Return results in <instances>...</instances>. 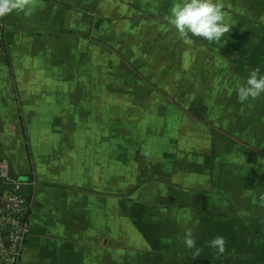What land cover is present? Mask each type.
<instances>
[{
    "label": "crops",
    "instance_id": "crops-1",
    "mask_svg": "<svg viewBox=\"0 0 264 264\" xmlns=\"http://www.w3.org/2000/svg\"><path fill=\"white\" fill-rule=\"evenodd\" d=\"M174 1L181 2L34 0L28 10L13 11L2 18L7 45L0 50V158L7 159L11 174L23 181L31 205L29 233L20 264H186L188 259L192 264V249L187 248L189 253L186 255L176 252L173 250L176 244L170 236L160 231L158 235L144 232V228H159L157 223H164L161 214L168 212L169 207L164 197H160L163 195L160 191L156 196L158 193H150L147 187L132 190L133 186H127L121 189L120 195L108 193L104 165L108 158L116 162H119L118 156L122 158L121 150H115L122 149L121 139L117 136L112 140L104 138L105 142L98 141L100 138L92 142L86 139L92 132L96 134L95 128H90L98 126V121H88L89 113L104 108L108 111L109 108L106 89L100 92L102 98L98 95L107 102L104 108H96L87 98L90 89L97 93L94 85L106 70L100 65L106 63L109 70L114 65L113 68L119 71L123 68L141 72H145L144 68L148 71L160 69L151 64L149 53L145 54L147 61L140 62L134 55L140 43L153 47V36L160 34L156 37L163 38L161 43L169 36V32L161 28L163 14L151 10V3H163L158 9L171 15L170 5ZM156 27L158 33H155ZM84 36L89 37V41ZM140 38L143 41H139ZM91 39L100 40L106 47V57L100 49H95L100 53L91 54ZM117 75L115 71L111 78L115 79L113 85L117 93H114L119 94ZM138 78L143 81L144 77L132 72L131 79ZM80 99H84L85 106L74 104ZM113 99L119 98L114 96ZM110 105L118 110L116 102ZM114 124H118L116 118ZM64 130L69 134H63V140L59 142L52 133ZM38 133L39 139H33ZM42 146L48 147L50 152ZM40 150L51 154L52 161L45 158L38 161V154L46 153ZM61 152H65V156L55 157ZM54 159L57 162L60 159L64 164L71 162L73 168L65 167L70 164L61 167L53 162ZM212 162L211 157L210 167H213ZM54 166L58 168L54 169ZM58 172L62 173L57 180ZM92 177L99 179L100 188H90ZM128 178L133 179L127 175L124 179ZM173 188L168 191V196L173 195V190L177 195H183L184 201L194 196L191 188L187 191L181 187L178 189L182 191H179L176 185ZM151 213H157L162 220L155 221L156 216ZM204 216L195 211L194 217H186L184 219L188 221L181 223H206L202 219ZM248 226V232L242 237L232 236L234 232L231 231L226 240L232 241L229 244L237 246L242 259L250 262L251 249L264 251V232L261 224ZM201 253L200 256L210 258L212 264H216L209 251Z\"/></svg>",
    "mask_w": 264,
    "mask_h": 264
},
{
    "label": "rangeland",
    "instance_id": "rangeland-1",
    "mask_svg": "<svg viewBox=\"0 0 264 264\" xmlns=\"http://www.w3.org/2000/svg\"><path fill=\"white\" fill-rule=\"evenodd\" d=\"M180 1L178 3L183 2ZM222 3L224 22L231 26V32L219 42L193 37L192 45L185 44L179 37L169 22L171 15L158 9L163 7V3H151V10L163 14L161 19L164 24L161 28L166 29L169 36L164 43H161L162 37H156L160 34L153 36L157 45L153 47L140 43L134 58L139 62L147 61L145 54L149 53L151 64L160 66V69L148 71L144 68L145 72H141L123 68L119 71L113 68L114 65L110 66V70L106 63L100 65L101 68L105 66L106 70L94 85L97 93L91 91L92 88L89 97H86L91 105L104 108L106 101L99 96L106 89L107 101L117 103L122 123L108 121L109 115L105 108L89 113L88 121H98V126L90 128H95V133L101 132L104 136L98 141H104V138L111 140V135L116 133L115 137L121 139L123 146L122 149L115 148L117 152L121 150L123 153L121 159L117 157L119 162L108 158L104 165L108 193L120 195L121 189L130 183L134 185L132 190L147 187L150 193L155 191L157 194L160 191L163 194L160 197H164L169 207L168 212L161 214L164 223H157L159 228H144L145 233L148 231L156 235L160 231L170 236L172 243L176 244L173 250L185 254L189 251L185 248L183 237L185 231L191 229L197 248L204 253L209 251L216 264H231L233 261L234 264H264V251L251 249L252 259L248 262L242 259L237 246L229 244L232 243L229 239L226 240L228 242L223 255H218L217 250L210 246L213 238L219 235L226 239L227 233L231 231L234 232L232 236L242 237L243 233L248 232V225L253 223L261 224L260 229L264 232V199H261L264 195V94L256 100L250 98L245 102H240L237 96V89L246 84L252 69L259 68L264 74V0H222ZM145 4L142 6L145 7ZM175 4L174 1L170 5V13ZM158 32L156 27L155 33ZM83 38L89 41V37ZM139 41H143L142 38ZM90 42L93 49L91 54L100 53L99 50L95 52V49L106 50L100 40L91 39ZM102 55L106 57L105 51ZM115 71L118 73L119 94H116L113 85L115 79L111 78ZM132 72L140 73L144 77L143 81L142 78L131 79ZM114 96L119 99L114 100ZM74 104L82 107L85 101L80 99ZM63 119L67 121L66 117ZM61 134L63 138V134L68 136L69 132L64 130ZM94 135H91L90 142L96 139ZM33 139H39V133ZM46 150H40L46 153L38 154V161L43 158L52 161L51 154ZM63 156L65 152L55 155ZM211 157L213 167L208 163ZM53 162L61 167L70 164L65 165L68 170L73 168L71 162ZM57 168L54 166V169ZM61 173L58 172L56 177ZM126 175L133 179H124ZM175 185L184 191L191 188L189 190H193L194 196L184 201L185 197L177 195L176 190H173L172 196H168ZM93 186L100 188L97 177ZM151 199H148L150 203ZM195 211L205 215L202 219L206 223H181L186 217H194ZM227 212L228 216H225ZM151 214L156 216L155 221L162 220L157 213ZM256 215L258 217H254ZM194 251L192 249L191 256ZM189 261H185L186 264Z\"/></svg>",
    "mask_w": 264,
    "mask_h": 264
},
{
    "label": "clouds",
    "instance_id": "clouds-1",
    "mask_svg": "<svg viewBox=\"0 0 264 264\" xmlns=\"http://www.w3.org/2000/svg\"><path fill=\"white\" fill-rule=\"evenodd\" d=\"M34 0H0V18L11 14L13 11H26ZM222 0H183L171 9L169 22L177 30L179 37L187 45L194 43L193 37L202 38L209 42H219L232 28L225 23ZM264 94V74L259 68L252 69L246 84L237 89L240 102L256 100ZM264 199V195L261 196ZM184 245L188 249H195L193 257H199L201 249L196 246L191 229L185 231ZM227 241L223 236H216L210 241V246L217 250L218 255L226 252Z\"/></svg>",
    "mask_w": 264,
    "mask_h": 264
},
{
    "label": "built area",
    "instance_id": "built-area-1",
    "mask_svg": "<svg viewBox=\"0 0 264 264\" xmlns=\"http://www.w3.org/2000/svg\"><path fill=\"white\" fill-rule=\"evenodd\" d=\"M6 45L4 22L0 18V50ZM23 184L11 174L8 160L0 158V264H20L29 233L31 205Z\"/></svg>",
    "mask_w": 264,
    "mask_h": 264
},
{
    "label": "trees",
    "instance_id": "trees-1",
    "mask_svg": "<svg viewBox=\"0 0 264 264\" xmlns=\"http://www.w3.org/2000/svg\"><path fill=\"white\" fill-rule=\"evenodd\" d=\"M134 74H137V72H134ZM118 86V85H117ZM111 103H107V105L109 106V108H108V114L107 115H109L108 117H109V119H108V121H110L111 123H113L114 124V118H118L119 120H117V122H118V124L119 123H122V120H120L121 118V112H119L118 110H115L114 108H113V106H111L110 105ZM143 109L144 110H146L147 109V107L146 106H144L143 107ZM140 116V118H141V115H139ZM142 119V118H141ZM117 129V127L115 128V130ZM53 135H54V138L55 139H58L59 140V142L61 141V140H63V138H62V134H61V132L60 131H58V133H52ZM55 134H57L56 136H55ZM101 134V135H100ZM115 134L116 133H114V134H112L111 136L113 137L112 139H115ZM92 133L89 135V137H87L86 139H91L92 138ZM114 135V136H113ZM101 137H104V136H102V133L101 132H99V134H98V132L94 135V138H96V139H99V138H101ZM111 139V140H112ZM92 140V139H91ZM57 149L59 150V146L57 147ZM213 154V153H212ZM213 157H215V155H212ZM53 161H55V159L53 160ZM59 161H60V159H59ZM59 178H61V174H60V176L59 175H57V179H59ZM94 181H95V178H91V185H90V188H95L94 186H93V184H94ZM53 186H55V184H52ZM128 186H134L133 184H129ZM97 189V188H96Z\"/></svg>",
    "mask_w": 264,
    "mask_h": 264
},
{
    "label": "water",
    "instance_id": "water-1",
    "mask_svg": "<svg viewBox=\"0 0 264 264\" xmlns=\"http://www.w3.org/2000/svg\"><path fill=\"white\" fill-rule=\"evenodd\" d=\"M192 264H212V260L207 257H196Z\"/></svg>",
    "mask_w": 264,
    "mask_h": 264
}]
</instances>
